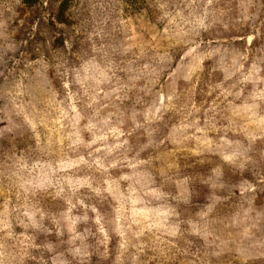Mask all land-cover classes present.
Instances as JSON below:
<instances>
[{
    "label": "rangeland",
    "instance_id": "rangeland-1",
    "mask_svg": "<svg viewBox=\"0 0 264 264\" xmlns=\"http://www.w3.org/2000/svg\"><path fill=\"white\" fill-rule=\"evenodd\" d=\"M245 6L257 15V0ZM242 11L241 0H0V44L67 29L103 73L77 83L61 32L26 73L0 80L4 264H264V84L233 86L183 55L193 31L214 32L224 58L240 43L264 74V23ZM115 159L147 161L137 171L155 189L127 219L112 194L132 169L105 171Z\"/></svg>",
    "mask_w": 264,
    "mask_h": 264
},
{
    "label": "clouds",
    "instance_id": "clouds-1",
    "mask_svg": "<svg viewBox=\"0 0 264 264\" xmlns=\"http://www.w3.org/2000/svg\"><path fill=\"white\" fill-rule=\"evenodd\" d=\"M194 2V0H190ZM208 4L212 3V0H207ZM47 5V0H45ZM251 5L252 0H241V5L243 7L242 11V21L253 20L251 27H255L256 24L264 23V2L257 0V15L252 16L248 11V7L245 5ZM47 24V20H45ZM65 23H69L65 21ZM248 27L243 29V32L246 34ZM63 32L65 36H68L69 39L65 40L64 45H56L55 47L59 50V53L62 55L66 61L68 68L72 70L75 74V81L80 83L82 86L85 82L93 80L96 82L97 86L101 82L98 79V75H103V73L93 74L90 71V68L94 64V58L92 53L88 51L86 44H81L78 42L76 37L71 36L67 29L57 28L55 34L52 30L45 29L41 32V35L44 37L43 41L32 40L29 43L23 37L19 40H13L10 44H0V80L10 81L14 79L17 75H23L28 71L31 65L26 64V60L32 59L37 54H46L49 53L55 44V40L58 38L60 33ZM233 33L227 32L225 35H231ZM207 39L210 41L208 44H202L199 41ZM216 39L214 32L209 31H193L189 36L188 40L185 42L187 44V51L183 52L184 57L190 58L193 62L196 72H202L206 76L210 75L214 79L227 81L233 80L234 84H264V74L259 73L253 61V52L249 51L245 53L243 45L236 43L233 45H228V47H235L239 51L231 54L230 56L224 58L222 56L223 47L217 46L216 44L211 43L212 40ZM262 49H264V40L260 41ZM23 54V55H22ZM174 55H180L179 52L174 53ZM67 74V70L65 72ZM67 86V85H66ZM161 104L163 101L161 100ZM91 107V105H89ZM8 115L5 112V117ZM84 118H89L87 113ZM113 135L112 129H108L102 135H98L93 139L86 147H91V144L96 143L98 140L107 141L110 136ZM119 147V145H113L111 149H107V153L110 155L111 152ZM95 151L100 152L101 149L97 148ZM140 163H147V161H138L137 163L128 162L126 165L123 161L119 159L112 160L107 164V167L104 168L107 171L108 168H117L122 166H127L132 171L128 174L119 176V180L129 181L128 187L125 191L115 192L113 199L116 200V211L118 213V219H127L124 213L128 210L127 205L131 204L133 207L136 203V197L139 194L144 196H150L154 193L155 189L149 187L147 181L143 180V173L137 171V168ZM118 183V181H117ZM82 199L91 201L94 199L90 192H82L80 194ZM104 204H108L109 208L113 206L109 203L107 198L102 201L97 202V207H100L105 215H109L107 209H104ZM95 211V208L93 209ZM103 218V217H102ZM2 247V245H0ZM13 249L9 251V255H13ZM0 264H4L3 260H0Z\"/></svg>",
    "mask_w": 264,
    "mask_h": 264
}]
</instances>
